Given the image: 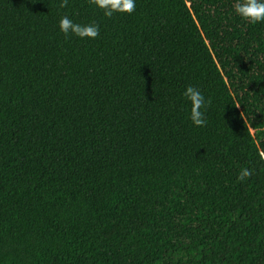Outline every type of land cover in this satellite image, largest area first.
Here are the masks:
<instances>
[{"label":"trees","instance_id":"obj_1","mask_svg":"<svg viewBox=\"0 0 264 264\" xmlns=\"http://www.w3.org/2000/svg\"><path fill=\"white\" fill-rule=\"evenodd\" d=\"M60 2L0 0V264H264V22Z\"/></svg>","mask_w":264,"mask_h":264},{"label":"clouds","instance_id":"obj_2","mask_svg":"<svg viewBox=\"0 0 264 264\" xmlns=\"http://www.w3.org/2000/svg\"><path fill=\"white\" fill-rule=\"evenodd\" d=\"M89 3L103 10L106 17H113L117 13L131 14L135 11V0H89ZM68 6V0H61L59 7L65 8ZM235 13L239 15L245 21L250 23L264 22V0H235L233 4ZM59 28L63 32L66 38L69 35H75L81 39L91 38L95 39L100 34L99 25L96 23L81 24L74 22L69 16L64 15L59 21ZM183 97L190 102V114L189 119L196 126H205V109L211 105V98H205L202 92L189 85L182 93ZM240 105L237 104L236 107ZM260 158L264 160V150L259 152ZM252 170L248 168H242L237 177L238 181H244L246 178L252 176Z\"/></svg>","mask_w":264,"mask_h":264}]
</instances>
